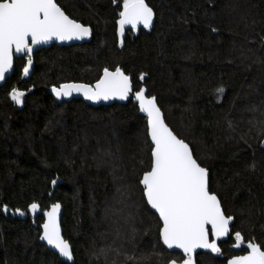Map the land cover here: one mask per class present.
<instances>
[{
    "label": "trees",
    "instance_id": "1",
    "mask_svg": "<svg viewBox=\"0 0 264 264\" xmlns=\"http://www.w3.org/2000/svg\"><path fill=\"white\" fill-rule=\"evenodd\" d=\"M122 2L57 0L70 17L92 27V40L38 50L25 80L27 61L17 58L0 87V264H168L184 258L163 246L161 222L138 183L150 147L147 119L134 99L94 106L80 98L58 102L49 90L68 82L94 84L103 68L116 66L132 78L135 91L144 86L156 97L167 124L208 169L210 190L226 215L234 217L221 252H200L197 263L227 264L247 251L250 239L264 245V0H146L155 23L120 37ZM12 88L33 92L20 105L9 95ZM33 202L43 210L63 205L72 263L40 243L44 217L28 211ZM235 231L244 237L240 248Z\"/></svg>",
    "mask_w": 264,
    "mask_h": 264
},
{
    "label": "snow or ice",
    "instance_id": "2",
    "mask_svg": "<svg viewBox=\"0 0 264 264\" xmlns=\"http://www.w3.org/2000/svg\"><path fill=\"white\" fill-rule=\"evenodd\" d=\"M118 15V34L123 37L125 26L130 25L133 30L140 25L146 29L151 27L155 14L146 0H123ZM90 32V27L70 18L57 0H0V80L13 67L14 52L27 55L23 69L27 75L33 62L34 45L53 38L62 41L81 39L88 37ZM144 77L145 74L141 73L140 80ZM216 91L222 93L223 89ZM52 92L58 98L82 93L92 101L111 98L127 100L132 95L139 105V111L146 114V143L150 147V164L148 170L142 172L138 183L142 185L146 204L158 213L160 239L167 248L183 251L186 258L182 264H194L193 253L200 248L210 249L213 253L221 252L217 241L230 234V223L234 217L226 215L220 198L216 192L210 191L208 169L194 157L189 144L165 123L155 96L146 95L143 87L133 93L131 77L119 66L115 70L103 68L102 75L94 84L62 83L59 87L53 86ZM9 95L13 101L21 104L25 93L12 88ZM39 208L40 205L35 202L28 205L32 213ZM60 209L59 203H53L43 212L45 219L40 226V239L46 241L61 257L72 261L71 245L61 232ZM3 210L7 212L8 206L4 205ZM15 212L24 215L19 208ZM233 235L234 246L240 248L244 243L242 233L235 231ZM246 247L245 254L232 256L227 264H264V245L250 239ZM168 264H177V260H170Z\"/></svg>",
    "mask_w": 264,
    "mask_h": 264
},
{
    "label": "water",
    "instance_id": "3",
    "mask_svg": "<svg viewBox=\"0 0 264 264\" xmlns=\"http://www.w3.org/2000/svg\"><path fill=\"white\" fill-rule=\"evenodd\" d=\"M64 10V9H63ZM65 11V10H64ZM66 13V12H65ZM67 14V13H66ZM155 14V13H154ZM68 15V14H67ZM70 17V16H69ZM70 18H72V17H70ZM73 19V18H72ZM155 19H156V16L154 15V18H153V24L155 23ZM79 22V21H78ZM80 23H82V22H80ZM83 24V23H82ZM152 24V25H153ZM85 25V24H84ZM86 26H88V27H90V29H91V32H90V35L88 36V37H84V38H81V39H76V38H73V39H71V40H58V39H55V38H53V39H51V40H49V41H47V42H42V43H40V44H38V45H34L33 46V52H32V65L29 67V71H28V74L27 75H25L24 74V71H23V76H22V79H29L30 78V76L32 75V72H33V69H34V54L38 51V50H40V49H43V48H50L51 46H53V45H57V46H70V45H74V44H83V43H88V42H90L91 40H92V37H93V29H92V27L91 26H89V25H86ZM140 28H144L143 27V25H140L137 29H140ZM130 29H132L131 28V26L130 25H128V26H125V31H127V30H130ZM25 58L26 59V61H27V55L25 54V53H15L14 52V55H13V67L5 74V78L3 79V80H0V87L1 86H3L5 83H6V81L13 75V73H14V71H15V66H16V59L17 58ZM127 75V74H126ZM132 79V78H131ZM69 83V82H68ZM75 83H80V82H75ZM133 83V82H132ZM53 87V86H52ZM52 87H50L49 88V90H50V92L52 93V95L54 96V98L58 101V102H62V101H70V100H72V99H74V98H80V99H83L85 102H87V103H89V104H91V105H94V106H100V105H109V104H113V103H121V104H125V103H127L128 102V100L130 99V98H133L134 99V97L132 96V95H130L129 96V98L127 99V100H121V99H119V98H111V99H109V100H99V101H92V100H88V99H86L85 97H84V95L82 94V93H73L71 96H68V97H64V96H61V97H56V95L52 92ZM57 87V86H56ZM143 88H145L144 86H143ZM145 90H146V95H148L147 94V89L145 88ZM33 92V90H30L29 91V93H25V95H24V97H22V103L20 104V105H22L23 104V101H24V99L27 97V95H29V94H31ZM135 92V89H134V84H133V93ZM135 101V100H134ZM136 102V101H135ZM137 103V102H136ZM157 105H158V107H160L159 106V104H158V102H157ZM137 106H138V109H139V105H138V103H137ZM161 109V108H160ZM161 112H162V114H163V117H164V113H163V111H162V109H161ZM139 114L141 115V116H143V117H145L146 119H147V117H146V114H144V113H142V112H140L139 111ZM164 120H165V117H164ZM165 123H167L166 122V120H165ZM169 126V125H168ZM170 127V126H169ZM171 128V127H170ZM172 129V128H171ZM174 132V131H173ZM180 138V137H179ZM186 142V141H185ZM187 143V142H186ZM190 146V145H189ZM263 147H264V141H263ZM190 148H191V146H190ZM191 150H192V148H191ZM193 152V151H192ZM194 155V154H193ZM195 157V156H194ZM202 166V165H201ZM209 172V171H208ZM209 189H210V173H209ZM211 191V190H210ZM55 203H59L60 205H61V209H60V214H59V219H60V225H61V232H62V235H63V237H64V228H63V226H62V219H63V212H64V207H63V205L60 203V202H55ZM50 208V207H49ZM149 208H150V206H149ZM45 210H47V209H45ZM45 210H43V209H41V208H39L38 210H37V212L36 213H32L29 209H28V211L30 212V213H32L33 214V217L34 218H36V216H38V215H42L43 216V212L45 211ZM154 213H155V210H152ZM157 216H158V213H155ZM44 217V216H43ZM44 219H45V217H44ZM233 222H234V220L230 223V234L227 236V237H224V238H220L218 241H217V243H218V246H219V244L221 243V242H225V241H227L228 239H229V237H230V235H231V233H232V224H233ZM43 223V222H42ZM42 225V224H41ZM41 234H42V228H41ZM65 238V237H64ZM66 239V238H65ZM210 239H211V237H210ZM67 240V239H66ZM39 241H40V243H42V244H44V245H46L47 246V248L48 249H50L51 251H53L54 253H56L63 261H65V262H67V263H72L73 261H74V254H73V260L72 261H68L67 260V258H64V257H61L60 255H59V253L55 250V249H53L50 245H48L47 244V242L46 241H43V240H41L40 238H39ZM161 242H162V244H163V241L161 240ZM70 243V242H69ZM70 245H71V248H72V252H73V246H72V244L70 243ZM246 245L247 244H245V247H246ZM163 246L169 251V252H173V251H176V252H179V253H181L183 256H184V254H183V251L181 250V249H179V248H172V249H169V248H167V246L166 245H164L163 244ZM246 249H247V247H246ZM200 252H206V253H212V254H214V255H216V254H218V253H213V252H211V250L210 249H202V248H200V249H197V250H195V252L193 253V260H194V264H198L197 263V255L200 253ZM241 255H243V254H241ZM186 257L184 256V258L183 259H185ZM232 258V257H231ZM183 259L181 260V261H177V264H182V261H183Z\"/></svg>",
    "mask_w": 264,
    "mask_h": 264
},
{
    "label": "rangeland",
    "instance_id": "4",
    "mask_svg": "<svg viewBox=\"0 0 264 264\" xmlns=\"http://www.w3.org/2000/svg\"><path fill=\"white\" fill-rule=\"evenodd\" d=\"M112 209H113V206L108 207L107 212H108V211H109V212H112V211H111ZM107 212H106V214L109 213V212H108V213H107ZM103 228H104V227H103ZM108 228H109V227H108ZM108 228H106V230H104V232L102 233V236H104V237L107 236V235H106V231L108 230ZM109 230H110V228H109ZM108 237H109V236H108ZM108 237H107V238H108ZM105 242H106V239H105ZM118 254H119V253H118ZM119 255H120V254H119ZM113 261H114V260H113Z\"/></svg>",
    "mask_w": 264,
    "mask_h": 264
},
{
    "label": "flooded vegetation",
    "instance_id": "5",
    "mask_svg": "<svg viewBox=\"0 0 264 264\" xmlns=\"http://www.w3.org/2000/svg\"><path fill=\"white\" fill-rule=\"evenodd\" d=\"M246 253V251L244 252V253H242V254H245ZM241 255V254H240Z\"/></svg>",
    "mask_w": 264,
    "mask_h": 264
}]
</instances>
